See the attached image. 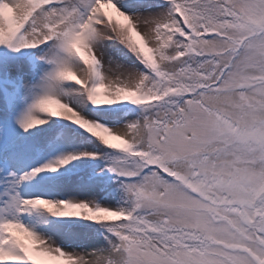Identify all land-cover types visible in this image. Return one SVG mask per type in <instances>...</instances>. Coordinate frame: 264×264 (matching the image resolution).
<instances>
[{"label": "snow or ice", "instance_id": "1", "mask_svg": "<svg viewBox=\"0 0 264 264\" xmlns=\"http://www.w3.org/2000/svg\"><path fill=\"white\" fill-rule=\"evenodd\" d=\"M0 264H264V0H0Z\"/></svg>", "mask_w": 264, "mask_h": 264}]
</instances>
